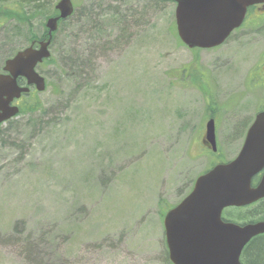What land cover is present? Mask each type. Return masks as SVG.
<instances>
[{"label":"rangeland","instance_id":"obj_1","mask_svg":"<svg viewBox=\"0 0 264 264\" xmlns=\"http://www.w3.org/2000/svg\"><path fill=\"white\" fill-rule=\"evenodd\" d=\"M59 1L40 0L48 17L0 5V72L42 40ZM72 1L38 67L46 90L0 126V264H172L166 212L236 157L264 108V16L190 49L174 2ZM210 118L217 154L202 145Z\"/></svg>","mask_w":264,"mask_h":264},{"label":"water","instance_id":"obj_2","mask_svg":"<svg viewBox=\"0 0 264 264\" xmlns=\"http://www.w3.org/2000/svg\"><path fill=\"white\" fill-rule=\"evenodd\" d=\"M176 3L175 18L180 39L190 48H213L239 28L249 7L264 0H161ZM60 15L47 21L48 38L38 47L29 46L6 60L0 73V124L15 117L19 107L14 100L46 88L45 78L36 68L51 55L50 45L60 19L73 11L72 0H60ZM18 78H25L20 85ZM207 140L217 150L215 121L207 123ZM264 166V112L257 115L238 157L217 164L198 177L194 188L175 208L167 212L164 225L169 258L173 264H241L243 247L264 232V224L239 227L221 221L227 206H242L264 197V178L256 188L251 179Z\"/></svg>","mask_w":264,"mask_h":264},{"label":"flooded vegetation","instance_id":"obj_3","mask_svg":"<svg viewBox=\"0 0 264 264\" xmlns=\"http://www.w3.org/2000/svg\"><path fill=\"white\" fill-rule=\"evenodd\" d=\"M251 13H253L254 15L256 14L257 18L260 15L263 17L264 16V4H258V5L251 7L249 9V12L247 13V17L245 19V22H247L250 19ZM258 78H260L264 82V71L261 72V77H258ZM252 124H254V121L250 125H248L247 127L245 125L239 129L240 131L242 129V131H241L242 135H241V142H240V148H239L238 154L240 153V151L244 145V142H245L246 137H247V133H248L250 127L252 126ZM202 145H205L206 147L210 148V145L206 141L205 134H204V137H202ZM263 178H264V166L260 170V172L257 173L252 178L251 187H253V188L258 187L259 184L261 183V181L263 180ZM255 219L258 220L257 222H264V198L262 200L256 202V203L248 205V206L228 207V208L224 209L222 212V221L224 223H234L237 225L244 226L245 224H248V223L254 221ZM260 238H264V233L259 234V235L255 236L254 238H252L251 241L243 249L241 257H242L244 264H247L246 263V261H247V259H246L247 248L249 247V245L252 242H254Z\"/></svg>","mask_w":264,"mask_h":264},{"label":"trees","instance_id":"obj_4","mask_svg":"<svg viewBox=\"0 0 264 264\" xmlns=\"http://www.w3.org/2000/svg\"><path fill=\"white\" fill-rule=\"evenodd\" d=\"M0 5L1 7L8 8L9 10H11L10 8L16 9L20 6L23 7L27 6L30 7V9L35 11L36 13H40V14L46 13L47 17L50 16L51 14H54L53 8H51L53 5L52 4L49 5V3H45V2L40 3V0H0ZM1 14H4V11H0V15ZM52 61H53L52 58L45 60L42 66L44 67L45 65L51 63ZM38 108H39L38 105L35 104L32 106L31 109L32 111H35ZM25 110L26 107H23L20 113L25 112ZM246 251H247V256H246L247 264H264V238H260L252 242Z\"/></svg>","mask_w":264,"mask_h":264}]
</instances>
